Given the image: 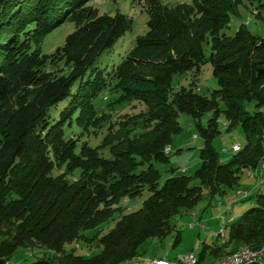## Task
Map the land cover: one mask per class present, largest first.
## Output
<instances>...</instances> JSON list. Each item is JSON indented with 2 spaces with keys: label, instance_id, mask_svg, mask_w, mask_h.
Here are the masks:
<instances>
[{
  "label": "trees",
  "instance_id": "obj_1",
  "mask_svg": "<svg viewBox=\"0 0 264 264\" xmlns=\"http://www.w3.org/2000/svg\"><path fill=\"white\" fill-rule=\"evenodd\" d=\"M90 1L0 0V264L36 248L54 258L29 264L130 263L146 242L173 231L176 215L193 211L206 195L215 200L236 190L245 170L263 166L264 37L244 26L232 37L222 33L241 0L174 6L133 0L149 17L148 32L111 69L99 61L132 30L133 19L100 14ZM253 1L264 9V0ZM67 21L75 31L54 53L43 54L48 34ZM206 62L217 90L203 95L195 83L174 90L176 75L198 76ZM107 92L116 97L104 106ZM132 101L146 110L113 119L105 109ZM252 102L254 113L246 109ZM180 114L194 119L204 139L201 165L193 177L172 169L160 184L156 165L170 160L165 149L182 131ZM221 114L228 130L241 127L246 140L228 163L212 144ZM100 135L97 146L84 140ZM145 191L141 208L120 207L123 198ZM116 213L115 226L99 230ZM75 242L101 251H67ZM263 244L264 195H258L256 205L231 222L225 242H205L198 256L204 262L209 252L218 260Z\"/></svg>",
  "mask_w": 264,
  "mask_h": 264
},
{
  "label": "rangeland",
  "instance_id": "obj_2",
  "mask_svg": "<svg viewBox=\"0 0 264 264\" xmlns=\"http://www.w3.org/2000/svg\"><path fill=\"white\" fill-rule=\"evenodd\" d=\"M162 2L174 6L181 3L191 4L193 0H162ZM89 5L97 8L100 14L114 16L117 13H122L133 19L132 30L128 31L126 35L120 39L112 53L104 54L99 61L100 67L107 66L111 69L113 65H118L122 57L126 56L134 47L137 37L147 34L149 17L146 13H143L140 8L133 5V0H91ZM259 6L260 3L257 1L241 0L237 14L231 16L229 27L224 29L222 33L228 37H232L241 26H244L246 30L264 37V9L261 7L259 8ZM258 12H262L259 18L256 16ZM74 31L75 25L69 21L57 27L53 32L48 34L44 40L42 44V53L45 55L54 53L57 48L64 45L67 36ZM206 53L210 55L209 47ZM194 83L196 84L195 90L203 95H209L212 91L218 89V83L213 76L211 63L206 62V64L202 66L198 76H195L193 72L176 75L173 80V88L175 91H178L183 87L190 88ZM105 97L109 99L103 101L104 106L108 105L116 96L107 92L104 98ZM105 109L113 116V119H116L120 115L127 113L137 114L141 110L145 111L146 107L137 101H132L121 106H116L114 110L108 109L107 107H105ZM246 109L250 113H254L258 108H256L255 102H252L246 105ZM262 110H264V108ZM210 118L211 114L204 116L202 124L206 125ZM178 122L182 131L174 136L172 147L168 146L171 148V151L168 153L170 155L169 162L165 165H156L160 173V184H163L172 175V169L175 170V173L178 175L185 174L189 177H193L201 165L200 150L204 146V139L201 137L194 119L189 115L180 114ZM219 128L221 133L216 136L212 144L220 153L222 163H228L231 161L234 152H236L233 147L235 145L242 147L246 141L245 136L241 127L228 130V124L224 114H221L219 117ZM195 136L197 138H195ZM103 138L104 135H100L99 137H86L84 140L86 139L91 144L97 146L102 142ZM263 167L264 162L263 166L257 171L245 170L241 174L240 184L236 190L228 191L226 195L217 197L215 200L210 199L206 195L204 200L200 202L193 211L182 212L176 215L171 221L174 228L173 231L162 240L151 239L146 242L140 249L141 255L147 257V259H152L153 257H172L178 254H199L205 242L208 244H220L221 242L215 235L218 234L222 228L228 233L231 224L230 219L238 222L244 213L256 205V197L258 195H264V183H261L260 178ZM198 184L199 182L197 180L192 182L193 186ZM238 191L248 193L249 196L245 199L237 197L236 201H232V197L236 195ZM148 197L149 192L145 191L143 196L136 199L123 198L120 202V207L126 210H136L142 207L141 205ZM218 201L226 202L227 206L231 205V212L226 214L224 211H221L227 206L225 205L223 208H220V206L216 204ZM194 213H197V216H194ZM119 218V213H116L114 218L110 222L102 225L99 230H103L104 232L109 231L115 226V221ZM202 226L206 227V229L202 228ZM178 233L181 235V241L176 244V236ZM76 246H78L77 253L83 255L92 256L101 251L96 245L87 247L80 242H75V244L66 246V250L71 251L76 248ZM40 258H54V254L43 248H36L33 251L29 249H20L8 264H29Z\"/></svg>",
  "mask_w": 264,
  "mask_h": 264
},
{
  "label": "bare ground",
  "instance_id": "obj_3",
  "mask_svg": "<svg viewBox=\"0 0 264 264\" xmlns=\"http://www.w3.org/2000/svg\"><path fill=\"white\" fill-rule=\"evenodd\" d=\"M239 149L240 148H234V150L236 152L239 151ZM170 151H171V148H169V147L166 148V153H169ZM262 169H263V172H262L260 178H261V183H264V167ZM241 193L242 192L238 191L237 194L232 197V199H236L239 195H241ZM218 205H223V203L221 202ZM224 242H225V240H224ZM224 242H221V243H224ZM181 256L194 257L197 255L194 253L179 255L172 261H178V259H181ZM262 257H264V244L262 245V247L260 249H258L256 251H253V250L246 248V247L241 248L237 252H234L231 255L222 257L212 264H230V262L232 260H233V264H241L242 261H249L250 259L262 258ZM151 261H156V258L146 259V260H144V263L150 264ZM132 264H137V263H132ZM193 264H205V263L200 262V258L197 256V258H195V260L193 261Z\"/></svg>",
  "mask_w": 264,
  "mask_h": 264
},
{
  "label": "built area",
  "instance_id": "obj_4",
  "mask_svg": "<svg viewBox=\"0 0 264 264\" xmlns=\"http://www.w3.org/2000/svg\"><path fill=\"white\" fill-rule=\"evenodd\" d=\"M195 138H197L195 136ZM234 148H240L239 145H235ZM249 196L248 193H241L238 197H241L243 199L247 198ZM236 199H232V201H236ZM220 208H223V205H218ZM227 206V205H226ZM232 210L231 205H228L224 212L226 214L230 213ZM231 222H233L232 219H230ZM217 239H219L220 242H224L225 240V230L222 228L221 231L215 235ZM197 258V256L194 257H186V256H181V259H178V261H170L167 260L166 258H156V261H151L150 264H193V261ZM258 263V264H264V257L262 258H255V259H250L249 261H242L241 264H253V263ZM230 264H233V260L230 262Z\"/></svg>",
  "mask_w": 264,
  "mask_h": 264
},
{
  "label": "crops",
  "instance_id": "obj_5",
  "mask_svg": "<svg viewBox=\"0 0 264 264\" xmlns=\"http://www.w3.org/2000/svg\"><path fill=\"white\" fill-rule=\"evenodd\" d=\"M173 151V150H172ZM219 203H221L220 201H218V203H216V204H219ZM223 203V206H225L226 205V202L224 203V201L222 202ZM225 210V208L224 209H222L221 211H224ZM194 216H197V213L195 214H193ZM224 220V219H223ZM224 222H225V220H224ZM224 225V224H223ZM202 228H204V229H206V227H204V226H202ZM227 237V233L225 232V238ZM198 248H199V246H198ZM197 256H198V254H196ZM177 256H179V254L178 255H175V256H172V257H170V256H163V257H153V258H166L167 260H174ZM199 257V256H198ZM145 259H147V257H145V256H140L137 260H134V261H132V262H130V263H125V264H132V263H137V264H145L144 263V260ZM216 259L212 256V255H210V253L208 252V254H207V256H206V259H205V263H213L214 261H215ZM217 261V260H216ZM203 262V263H204Z\"/></svg>",
  "mask_w": 264,
  "mask_h": 264
},
{
  "label": "water",
  "instance_id": "obj_6",
  "mask_svg": "<svg viewBox=\"0 0 264 264\" xmlns=\"http://www.w3.org/2000/svg\"><path fill=\"white\" fill-rule=\"evenodd\" d=\"M253 264H258V263L255 262V263H253Z\"/></svg>",
  "mask_w": 264,
  "mask_h": 264
}]
</instances>
